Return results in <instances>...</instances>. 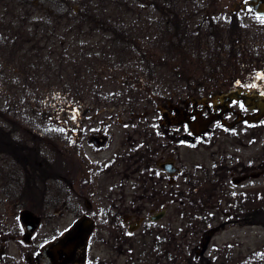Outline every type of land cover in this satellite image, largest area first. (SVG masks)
I'll return each instance as SVG.
<instances>
[{
    "label": "rangeland",
    "instance_id": "obj_1",
    "mask_svg": "<svg viewBox=\"0 0 264 264\" xmlns=\"http://www.w3.org/2000/svg\"><path fill=\"white\" fill-rule=\"evenodd\" d=\"M241 1L144 0L142 3L147 7L142 11L143 22H131L132 18L127 17L120 28L132 36L124 60L108 58L102 52L89 59H83L79 49L74 53L72 48L78 37L73 30L77 22L68 26L64 16L53 28L58 32L57 38L66 43L52 44L62 45L53 51L51 62L45 55L40 58L37 52L27 57L11 51L13 37L21 39L24 29L21 19L16 18L13 25L9 17L27 10L32 20L53 18L42 8L41 0H0V137L5 131L4 136L36 147L41 163L39 167L32 160L22 166L9 160L0 166V220L10 230L23 225L19 214L24 208L8 207L6 203L27 187L37 191L36 195L45 191L48 196L51 191L57 197L56 202L52 201L54 205L35 210L41 215V222L34 245L8 238L6 261L0 264H26L25 254H34L36 246L60 235L85 211L95 217L96 225L87 244L84 264H252L257 256L246 257L244 250L264 252V224H227L213 235L205 256L195 257L208 225L195 224L191 206L182 221L180 206L176 202L167 205L173 192L176 201L179 188L177 182L171 185L168 178L162 189H148L145 196L140 188L126 191L132 197L136 195L139 208L120 210L119 220L114 222L98 209L97 183L95 187L86 188L87 184L83 187L91 163L97 164L105 157L103 150L93 149L92 144L87 145L81 138L104 133L126 143L128 138L137 137L132 133L135 127L145 128L146 123L157 120L153 118L159 116L157 106L165 107L168 100L182 103L194 96L205 97L211 103L217 93L232 87L264 93V16L242 8ZM109 5L112 2H105V7ZM74 7L79 8L76 4ZM89 16L94 21L98 16L96 25L106 19L105 16L101 19L97 12H89ZM162 17L163 23L159 24ZM46 25L50 26L49 22ZM70 30L72 34L68 35ZM22 43L16 41L14 46ZM148 112L153 116H146ZM70 144L74 148L68 154L65 148ZM86 149L91 151L92 158ZM69 163L72 172L68 183ZM132 182L133 179L126 187L132 186ZM184 187L186 192L193 193L191 184L186 182ZM119 192L125 193L122 189ZM86 195L93 203L90 210ZM163 209L166 211L162 217L151 221L150 216ZM220 220H225L224 212H218L216 221L210 220V226ZM183 229H193L196 236L189 237L190 232L181 237ZM168 239L176 244L168 245ZM235 240L239 248L236 247L232 257L228 246ZM254 263L262 264L255 260Z\"/></svg>",
    "mask_w": 264,
    "mask_h": 264
},
{
    "label": "flooded vegetation",
    "instance_id": "obj_2",
    "mask_svg": "<svg viewBox=\"0 0 264 264\" xmlns=\"http://www.w3.org/2000/svg\"><path fill=\"white\" fill-rule=\"evenodd\" d=\"M236 88L243 91L241 87ZM217 100L219 103L220 99ZM175 103L180 105L183 116H180L177 110L168 104L166 108L157 106L160 117H153L157 120L146 123L145 128L135 127L132 133L137 137L128 138L126 143H121L120 139L109 138L104 133L91 134L86 138H81L84 142L86 141L87 145L92 144L93 149L104 152L105 158L101 157L97 164L91 163L92 169L83 185L85 187L87 184L86 188H88L95 187L97 183L100 191V194H96L100 202L99 211L104 213L106 218L112 217L113 222L114 219L119 220L120 210L139 208L135 201L136 195L132 197V195L126 194V191H130L132 188L136 191L140 188L143 189V196H145L148 189H162L166 185V182L164 184L165 179L168 178L171 185H175L177 182L179 188L176 191V201H174L173 192L167 205L176 202L180 206L179 218L182 221L186 220L188 206H191L194 211L191 218L193 221L195 220V224L208 225L205 234L212 227L210 220L216 221L218 212H224L225 216V220H220L216 224L220 225L219 230L227 224L263 225L264 180L261 183H257V181L264 179V116L257 122L240 120L234 125L228 126L221 121V118L235 121L239 119V115L256 112L257 109L248 108L242 99L235 97L231 98L224 106H214V101H212L209 103L210 109L203 102L194 104L192 100L188 105L183 102ZM199 111H202L204 116H209L211 111L219 115V118L210 124L206 132L197 136L191 132L183 119H179L189 117L195 120L196 113ZM150 113L145 115L152 117V113L155 112L153 111L151 115ZM164 113L169 114L170 119H176V121L166 122ZM2 135L0 137L1 167L4 166V162L9 160L22 166L33 160L40 167L41 163L38 161L36 147L28 145L24 140L20 141L4 136L5 131ZM72 147L73 144H70L65 148L68 154L72 153L74 148ZM21 151H25V153ZM86 154L91 157V151L89 152L88 149H86ZM69 166L70 169L66 176L68 183L71 180L72 172L70 163ZM131 179H133L132 186L126 187ZM186 182L188 185H192L193 193L184 190ZM121 189L125 193L119 192ZM36 193L37 191L31 186L27 187L22 194L14 198L11 197V201L6 205L8 207L22 206L25 210H32L38 214L35 211L37 208L43 209L50 203L55 204L57 197L51 191L48 192V196L45 195L47 193L45 191H41L38 195ZM127 198H133V200L127 201ZM46 199H49V202H45ZM85 202L88 210L93 208V203L88 195L85 196ZM1 205L2 203H0ZM85 213L91 216L96 223L93 215H90L88 211L83 212V214ZM38 215L41 220V215ZM109 222L111 221L107 223ZM7 226V223L0 220V247H4L5 252L8 238L14 241L22 239L23 244L34 245L38 227L31 232L24 224L15 230H10ZM195 234L193 231L189 237L196 236ZM213 235L207 247L210 246ZM204 239L205 236L202 242ZM43 245L36 246L34 254H25L26 264H41L39 254ZM238 245L236 240L229 244L228 253L232 257L236 247L239 248ZM241 246L243 248L244 245L241 243ZM198 250H195V255ZM244 251L248 254L246 257L257 256L253 259L252 264H256L254 260L264 264L263 251H251L250 253L247 249ZM5 252L0 256V262L6 261ZM205 252H207V248L198 256H205ZM21 255L22 252L19 256ZM260 255L262 257H259ZM15 258L18 259L17 255Z\"/></svg>",
    "mask_w": 264,
    "mask_h": 264
},
{
    "label": "trees",
    "instance_id": "obj_3",
    "mask_svg": "<svg viewBox=\"0 0 264 264\" xmlns=\"http://www.w3.org/2000/svg\"><path fill=\"white\" fill-rule=\"evenodd\" d=\"M107 1L112 2V5L105 7V2ZM143 1L144 0H41L42 4H44L41 5L42 8H45L47 10L46 13H48V16H53V18L44 21H39L37 18L32 20L31 17L28 18L30 16V13L27 10H25L24 13L19 16L9 17L10 23H12L13 25V21L16 20V18L21 19L24 29L20 34L22 35L21 39H17L18 36L16 35L13 37L14 39L12 40L13 42L11 45V51L12 53H17L19 55L22 54L27 57L37 52L40 58L42 55H45L46 59L52 62V55H54L62 45L52 44L66 43V40L62 41L60 40V38H57L56 34H58V32H56L53 27L60 24L61 20H64V16H66V22L68 26H71L72 22H77L74 26L76 30H73L74 32L76 31L75 36L78 37L77 42L74 44V48H72V51L74 50V53L79 49L81 51L80 56L83 59H89L90 57L97 56L100 54V52H102L108 58H120L121 60L127 59V52H129V46L132 42V39L130 37L132 36L128 33L127 30L120 28L125 24V21H127V17L132 18L131 22H143L142 11L147 7L142 3ZM85 2L88 5H85ZM75 4L79 6L78 9H75ZM64 9L66 11H64ZM155 10L161 11L159 9ZM89 12H97L99 13L101 19H103L104 16L106 17V19L96 25L99 21L98 16L94 21V19L89 18ZM161 12L163 13V10ZM71 13L72 15H70ZM73 13L75 14L74 19ZM44 15L45 13L42 16ZM112 16H114V18H112ZM163 19L164 17L161 18L159 24L163 23ZM26 20H30L29 25L26 24ZM108 21L110 23H108ZM46 22H49L50 26L46 25ZM119 23L121 25L117 26V24ZM22 26L20 24L18 25L19 28H22ZM88 26L91 28H88ZM97 26H101L102 28H97L96 30L95 27ZM67 34L71 35V30ZM89 34L91 36V39L88 40ZM68 38V40L72 39L71 36H69ZM16 41H21L23 43L20 46L16 47L14 46ZM27 43H33V45L28 47L26 46ZM37 43L41 46H35V44ZM41 43H45V45H42ZM66 54L68 55V50H66ZM183 235L184 233L181 232V237ZM165 238L168 237L166 236ZM167 244L172 246V244L176 243L168 239ZM178 247L181 250H184V248L182 249V247H180L179 243ZM165 254L167 256H170L169 251H166ZM191 261H194V257Z\"/></svg>",
    "mask_w": 264,
    "mask_h": 264
},
{
    "label": "water",
    "instance_id": "obj_4",
    "mask_svg": "<svg viewBox=\"0 0 264 264\" xmlns=\"http://www.w3.org/2000/svg\"><path fill=\"white\" fill-rule=\"evenodd\" d=\"M249 5L251 9H253L258 14L264 15V0H246L243 4V6ZM232 97L242 98L245 104L248 108L257 109L256 112L248 113L245 115H239V119H247L250 121H258L264 116V95L258 92H240L239 90H230L225 93L220 94V98L222 99V102L215 103V106H224L227 104L228 101L231 100ZM196 102L195 98L193 99ZM202 101L204 103L207 102V99L203 98ZM185 103H188V100L185 101ZM170 107H173L180 116H183V112L181 108L177 104H173L171 101H169ZM209 108V105H206ZM164 116L167 119V122H171L169 119L168 114L164 113ZM197 119L196 120H190L189 117H184L179 120L184 119L187 121L191 131L196 134H202L204 131H206L209 127V124L217 118V114L210 113V116L204 117L201 114V111L196 113ZM236 121H228L225 118H222V121L228 125L232 126ZM176 121V120H175ZM165 167L168 169L167 165ZM29 215H31V212L29 211H23L21 215V219L27 224L28 220L30 219ZM161 214L154 215L152 218L157 219L159 218ZM29 217V218H28ZM28 218V219H27ZM31 224L29 226V229H34L38 223V218L32 216L31 218ZM94 223L88 216H82L78 220H76L73 225L68 228L61 236L55 238L54 240L48 242L43 247V252L40 253V260L42 264H68V263H82L85 258V245L87 243V240L93 230ZM219 226L212 227L210 230H208L206 234V240L203 242L202 250L198 252V254L202 253L204 249L207 246L208 240L210 239L212 233H214L216 230H218ZM4 248H0V255L3 253Z\"/></svg>",
    "mask_w": 264,
    "mask_h": 264
}]
</instances>
